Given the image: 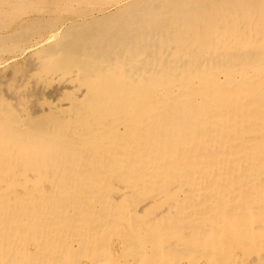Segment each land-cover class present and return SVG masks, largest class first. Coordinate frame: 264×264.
<instances>
[{
    "label": "bare ground",
    "instance_id": "1",
    "mask_svg": "<svg viewBox=\"0 0 264 264\" xmlns=\"http://www.w3.org/2000/svg\"><path fill=\"white\" fill-rule=\"evenodd\" d=\"M144 3L146 2L144 1ZM194 8L192 7V9ZM211 8L213 9V7ZM109 36L111 37V34ZM119 40L118 42H120ZM103 43L105 44L104 40ZM109 43L111 44V41ZM88 45L90 46V44ZM139 46L141 47V42ZM125 47L126 45L122 49ZM249 51L250 55L246 49L243 50V47L240 49L233 47L228 50L225 58L195 57L190 63L191 67L187 71L186 79L159 83L158 94L170 96V98L177 95L175 99L164 98L165 100L161 101L162 98L158 99L153 95L148 98L150 80L154 79V82L156 80L152 77H144L140 82L137 78L130 84L124 82V85L121 74L117 73L108 78L106 82H95L90 87L91 93L85 109L83 108L84 111L78 116L76 115L69 123L67 136H53L52 132L46 130L41 134L31 125H25L19 117L26 114L24 107H20L26 104L21 102L23 99L21 96L16 93L12 95L16 101L14 108L17 112H15L20 116L15 120L11 114L6 117L0 115V120L4 124L9 120L11 124L14 123L11 127L12 131L9 129L0 131V264L25 263V259L20 260V257L16 255L17 251L21 250L22 255L28 256L35 251L36 247L38 249L39 246L35 244V242L38 243V240L43 246H48L50 240L52 241L56 237L55 228L57 230L59 228L63 234L72 230L78 234L80 228L90 229L93 227L95 219L92 216L94 214L91 216L86 203H80L82 207L80 216L76 205L74 214L69 213L67 206L64 205V200L57 194L54 195V199L58 201L56 204L58 210L54 209L51 212L41 206L44 201L49 203L50 197L47 194L35 197V191L40 185V193H44L46 183L49 181H54L62 189L84 186L92 189L95 187L96 190L99 188L107 190L108 185L118 184L121 181L155 187L160 195L154 202L161 205L167 201L170 203L169 209L166 207L163 214H158L155 218L152 211L147 217V223L143 224L141 228H144L143 233L148 234V238H159L163 242L166 241V244L160 251L152 253L151 260L143 258V264H176L182 261L183 264H201L202 257L198 256L194 249L202 250L206 245L212 247V252L207 251V254L205 252V258H208L209 261L214 260L213 264L219 263L216 258H224L223 254H230L229 251L242 247L244 248L241 253L247 257L250 255V246L248 244L242 246L241 241L244 239L251 242L252 248L259 245L260 249L264 250V68L260 70L264 62V55L260 53V50L249 48ZM98 55L96 56L98 57ZM148 57L150 58V56ZM148 63L150 64V62ZM141 64L143 65V63ZM47 94L49 95V93ZM33 100L35 101V98ZM29 104L32 103L29 102ZM33 105L34 103L31 106ZM43 109H45L44 106ZM67 110L65 111L68 112ZM33 112L31 111V116ZM34 114L36 115V113ZM98 122L108 123L106 127L119 123L122 126L120 127L122 131L116 132L117 136H112L107 141L102 135L94 136L89 130V125ZM100 133L102 134V131ZM103 135H105V131ZM92 140H95L93 142L96 144L95 148L89 151L78 148H82ZM40 141H47L49 144L42 145L39 143ZM107 145L110 146L107 148ZM216 147L219 151H216ZM214 152L216 153L214 154ZM46 189L48 190V187ZM116 191H118L117 200L124 198L123 191L117 189ZM102 195L105 199H109L107 194ZM97 197L94 196V198ZM91 200L93 198L90 199V202ZM117 207L119 208V206ZM224 207L230 208L232 217L227 216V211H223ZM207 217L219 220L207 226L196 223ZM106 218L108 217L106 216ZM127 223L131 227V230L129 228L128 230L132 237L135 239L140 236L139 227L134 229L133 223ZM86 224L87 226H85ZM169 240L170 242H168ZM156 242L162 241L154 240L153 251ZM172 242L177 243L172 244ZM92 243L96 244L95 255L98 259L96 264L117 263L106 252H100L104 245L100 244L97 238ZM167 245L172 249V257L169 261L165 254ZM55 247L56 245H53V248ZM60 249L61 246H58L57 253L60 252ZM130 249L132 248L128 247V251H131ZM147 249H151V247ZM60 255L62 258L68 257L62 253ZM8 256L11 260L4 263L9 259ZM232 262L233 264H242L239 256L233 257Z\"/></svg>",
    "mask_w": 264,
    "mask_h": 264
},
{
    "label": "rangeland",
    "instance_id": "2",
    "mask_svg": "<svg viewBox=\"0 0 264 264\" xmlns=\"http://www.w3.org/2000/svg\"><path fill=\"white\" fill-rule=\"evenodd\" d=\"M144 1L146 3H144ZM228 1L229 0H0V115L6 117V115L11 114V117L15 120L16 117L20 116L16 113L17 111L14 108L16 101H14L15 99L12 97V95L16 93L23 98L21 102L26 104L20 106L21 108L24 107L23 109L26 111L24 115L26 116L22 115L19 117L21 121L23 120L25 125H31V127L35 128V130L41 134L46 130L52 132L51 134H53V136H67V127L69 123L76 115L78 116L79 113L84 111L83 108L85 109L91 93L90 87L95 82H106L108 78L117 73L121 74L123 84L124 82L127 84L133 83L137 78L139 82L144 77L156 78L155 82L154 79L150 80V90H148L147 97L150 98L151 95H153L158 99L162 98L163 100L161 101H164L165 99H175L177 95L171 98L170 96H161V94H158L159 83H169L186 79L187 71L189 67H191L190 63L193 62L195 57L201 58L200 56H206V59L225 58L228 50L233 47L237 49L243 47V50L246 49L249 55V48L255 49L256 51L260 50V53L264 55V0ZM191 6L195 7L196 11L195 8L192 9ZM211 7H213L214 10ZM185 10L188 11L186 12ZM228 10L230 11L228 12ZM127 13L130 16H126L128 15ZM120 23L121 25H119ZM162 24L165 26L163 27ZM130 29L132 30L130 31ZM141 29L142 31H140ZM144 29L147 30L145 31ZM58 30L59 32L57 33ZM113 31L115 32L113 33ZM163 31L165 32L164 34L162 33ZM88 34L92 36L90 35V37L87 38L89 36ZM110 34L111 37L109 36ZM88 39L90 42L87 43V41H89ZM109 40L113 45L109 43ZM118 40L120 42H118ZM67 41L69 43H66ZM140 42L141 47L139 46ZM122 43H124L122 47L126 45L123 49L121 47ZM88 44H90V46ZM103 45L105 46L103 47ZM133 51L135 52L132 53ZM100 52L103 53L100 54ZM125 53H128L130 56ZM95 54H99L98 57ZM148 56H150V58ZM252 57L255 58L254 56ZM148 62H150V64ZM141 63H143L144 66ZM180 66L183 67L181 68ZM263 68L264 62L260 70ZM27 90L29 91V96ZM4 92H7V94ZM47 93H49V95ZM56 97L61 98L57 99ZM34 98L35 101L33 100ZM28 101L32 104L34 103V105L31 106L32 104H29ZM58 104L61 107L58 108ZM43 106L45 109H43ZM66 109H68V112L65 111ZM31 111H34L33 113H36V115L32 113L31 116ZM13 124L14 123H10V120L6 122V124L0 120V131L3 132L6 129L12 131L11 127ZM107 124L106 122H98L97 124L89 125V130L94 136L102 135L107 141L110 137L117 136L115 135L117 134L116 132L120 133V131H122L120 128L122 126L119 123L111 127H106L108 126ZM100 131H102V134ZM104 131L105 135H103ZM40 140H42L41 137ZM94 141L87 142L82 148L77 147L89 151L96 147V144H93ZM39 143H42V145L49 144L47 141H40ZM109 146L110 145H107V148ZM216 151H219L218 147H216ZM215 153L216 152H214V154ZM123 182L124 181H121L118 184L112 183L108 185L107 190H101L100 188L96 190L95 187L92 189L89 187L85 188L84 186L81 188L72 187L62 189L59 188L54 181H49L46 183V191L44 193H40V185L38 187L36 185L37 191H35V197H41L43 194H47L50 197L48 199V201L50 200L49 203H46V201L41 203V206L48 211L52 212L54 209L58 210L56 207L58 201L54 199V195L57 194L64 200V205L65 207L67 206L68 212L71 214H74L76 205L77 212L80 216V214H82L80 203H86V207H89L88 209L91 212V216L94 214L92 217L95 219L93 220L95 223H93V227L90 229L80 228L78 230V234L80 235L73 232V230L63 234L57 227L58 230L56 228L54 230V232H56V237L54 240H50L48 246H43L41 241L38 240V243L35 242V244L39 247L38 249L36 247L33 253L26 256L22 255L20 250L17 251L16 255L20 257V260L25 259V263L23 264H96L98 261L95 255L96 244L94 245L92 242L97 238V241L104 245L101 247L102 249L100 252H106L108 256L117 262L116 264H143V258L148 261L151 260L152 253L163 249L162 247L165 246L166 241L163 242L162 239L154 237L148 238V234L143 233L144 228L142 229L141 226L147 223V217L152 211L155 215L154 218L158 214L162 215L166 207L169 209L170 203L167 201L161 205L157 202L155 203L154 201L160 194L153 186L146 187L142 186V183L132 184L127 181ZM46 187H48V190ZM116 189L124 192V198L122 197L120 200L116 199L118 196V191H116ZM145 189L149 190L146 191ZM125 193L127 194L125 195ZM102 194H107L109 199H105ZM94 196L98 197L94 198ZM91 198H93V200L90 202ZM70 202H72V204H70ZM147 205L150 207H147ZM117 206H119V208ZM38 209L39 208H37V210ZM229 209L230 208H225L223 211H227V216L232 217V211ZM144 210L146 211L144 212ZM106 216L108 218H106ZM217 220L219 219L207 217L203 221L196 223L207 226L213 224ZM127 222L133 223L135 226L134 229L139 227L141 232L140 236L135 237V239L132 237L130 234L131 227L128 226ZM85 226H87V224ZM128 228L130 230H128ZM128 233L131 237L127 235ZM155 239L161 240L162 242H156L154 245L155 250L153 251L152 248ZM168 242H170V240ZM176 243L172 242V244ZM241 243H243L242 246L246 244L250 246L249 256L244 257L241 253L244 248L242 247L234 251H229L230 254H223L222 257L224 258H216V261L218 260L219 262L216 264H233L232 259L236 256H239L242 264H264V250H261L259 245H255L256 247L252 248L251 242H249L248 239H244ZM53 245H56V247L53 248ZM58 246H61L60 252L68 257L62 258L60 255L61 253H57ZM128 247L132 248L130 249L131 251H128ZM146 247H151V249H147ZM171 251V247L167 245L165 254L168 261L170 257H172ZM207 251L209 253L212 252V247L206 245L202 250L194 249V252L202 257L203 261L200 262L201 264H213L212 262L214 260L209 261L208 258H205V254L208 253ZM8 258L9 259L4 263H8L11 260L10 256H8ZM152 260L157 261L159 259ZM183 263L182 261L176 264Z\"/></svg>",
    "mask_w": 264,
    "mask_h": 264
}]
</instances>
